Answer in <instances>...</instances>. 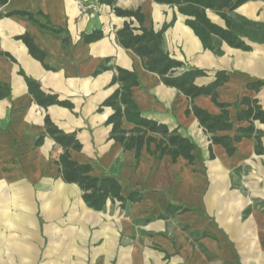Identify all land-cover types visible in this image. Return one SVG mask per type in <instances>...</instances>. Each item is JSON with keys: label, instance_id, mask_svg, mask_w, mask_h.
I'll use <instances>...</instances> for the list:
<instances>
[{"label": "crops", "instance_id": "0c3cea01", "mask_svg": "<svg viewBox=\"0 0 264 264\" xmlns=\"http://www.w3.org/2000/svg\"><path fill=\"white\" fill-rule=\"evenodd\" d=\"M116 7L140 8L145 25L156 31L175 20L164 33L163 48L186 68L207 72L208 76L196 79L198 86L210 84L219 72L229 76L217 88L218 102L229 105L236 128L219 135L234 138L239 127L250 126L248 121H238V114L248 109L245 98L258 100L264 110V0H247L233 11L223 10L227 19L207 10L213 24L232 31L248 48L231 47L216 37L215 51L204 47L186 24L190 18L177 7L153 0H118L116 6L100 5L97 0H9L2 8L9 16L0 19V85L6 95L0 97V264H143L142 256L151 254L152 238L168 253L174 252L161 234L170 223L185 218L195 229L206 228L209 218L199 211L208 208L210 214H216V189L222 184L216 183V170L222 169L221 164L253 165L264 173V154L256 153V134L243 138L231 157L221 145H213L215 158H211V136L194 115L186 116L187 98L166 87L157 74L144 68L140 57L118 44L116 29L126 19L116 15ZM16 12L34 14L38 23ZM52 27L64 33H55ZM97 30H103L105 37L84 43L83 36ZM24 34L46 53L45 64L52 70L16 40ZM101 65L108 70L95 76ZM117 67L138 75L140 86L132 89V95L145 117L178 129L195 144L193 164L184 158L174 162L168 156L156 157L147 149L136 159L134 151H124L110 139L112 127L107 121L113 109H98L117 89L110 86ZM20 70L46 93L70 101L74 109L36 104ZM258 82L262 83L259 89L248 87ZM194 103L212 115L222 113L211 96H200ZM47 116L61 130L77 134L83 148L71 151L73 160L90 164L93 177L116 178L125 197L139 192L141 201L125 209L112 201L102 212L90 208L78 185L60 178L56 161L63 149L46 134ZM253 124L264 145V123ZM132 127L123 120V128ZM207 187L210 190L205 195ZM195 206L197 213L188 212ZM121 212L125 213L123 219ZM118 228L133 240L127 250L120 245ZM203 243L206 252H200L190 264H212L216 239ZM89 255H95L94 262H89Z\"/></svg>", "mask_w": 264, "mask_h": 264}, {"label": "trees", "instance_id": "16d2710c", "mask_svg": "<svg viewBox=\"0 0 264 264\" xmlns=\"http://www.w3.org/2000/svg\"><path fill=\"white\" fill-rule=\"evenodd\" d=\"M100 5L116 6L118 0H97ZM154 2L171 7H177L180 14L189 17L186 24L200 39L204 47L210 51L216 50L215 38L219 37L229 46L238 49H248L242 41L230 30H226L213 24L207 17V10H214L224 19H227L226 12L235 10L239 5L247 0H153ZM9 0H0V19L9 16L5 15L2 8L8 4ZM117 16L125 18L126 21L121 28L116 29V39L120 47L132 51L144 61V68L160 77L161 82L168 88H173L182 93L188 100L186 116L191 114L197 119L204 132L211 136L210 152L213 145H221L231 157L237 151V144L245 137L256 134V153L264 154V145L261 136L256 131L254 121L264 123V110L258 100L245 98L243 103L248 106L247 110L238 114V121L250 122L249 127H239L236 136L219 135V133L232 132L236 127L230 118L229 105L218 102L217 88L224 85L229 80L225 72H219L215 80L208 85L198 86L196 79L208 76L207 72L198 68H186L184 63L172 58L163 48L164 33L172 26L165 24L160 31L148 28L145 25V16L142 10H128L116 7ZM14 14L29 17L30 20L38 21L34 14L26 12H16ZM12 15V14H11ZM41 27L47 26L40 24ZM58 34H63L61 28H50ZM105 37L103 30H97L91 34H85L83 41L86 44L97 42ZM28 48L29 54L41 62L47 70H52L45 64L46 53L38 48L33 39L28 34L16 38ZM12 61L15 60L6 54ZM107 59L106 61H109ZM103 70H108L104 65L95 72V76ZM118 74L112 79L110 86L117 89L99 107L98 112H102L104 107L113 109V114L108 118L107 124L112 127L110 139L118 143L124 151H134L136 159H139L144 149L156 157H171L173 161L184 158L190 164L195 161V144L187 137L179 133L178 129L171 130L166 124L145 117L138 104L133 99L132 89L140 86L136 72L117 67ZM20 75L24 77L29 93L34 102L43 108L58 105L68 109H74V105L68 100H61L59 95L46 93L41 85L30 79L22 70ZM261 82L249 84L251 89H259ZM211 96L214 103L222 109L219 115H212L208 111L195 105L194 100L200 96ZM6 95L3 86L0 85V97ZM123 120L131 124V129L123 128ZM46 134L52 138L63 149L56 164L59 167L60 178L68 184H76L82 191L84 202L97 212L105 210L108 201L119 202L122 208L127 205L141 201L142 194L132 192L127 197L122 194L120 182L113 177L96 178L91 175L90 164H81L73 160L71 151L80 152L83 148L77 139L76 133H66L61 130L49 116L45 118ZM43 141V137L38 141V145Z\"/></svg>", "mask_w": 264, "mask_h": 264}, {"label": "rangeland", "instance_id": "374dc122", "mask_svg": "<svg viewBox=\"0 0 264 264\" xmlns=\"http://www.w3.org/2000/svg\"><path fill=\"white\" fill-rule=\"evenodd\" d=\"M221 166V170H216V183H222L216 189V214H210L208 208L199 211L209 218L206 228L195 229L185 218L167 224L168 228L161 234L174 252L168 253L152 238L151 254L142 256L143 264H190L200 252L203 255L206 252L202 248L203 240L212 238L216 239V257L212 264H264V173L253 165L236 168L227 163ZM209 190L207 187L205 195ZM77 197L80 198L79 192ZM190 211L198 212L196 206ZM123 214L121 212L120 219ZM124 234L118 228L120 245L127 250L133 240ZM94 256L89 255V262H94Z\"/></svg>", "mask_w": 264, "mask_h": 264}]
</instances>
